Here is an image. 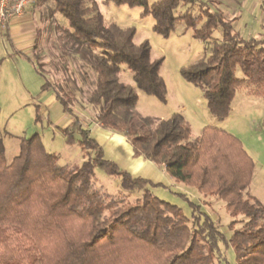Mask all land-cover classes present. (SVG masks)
<instances>
[{"label": "trees", "instance_id": "trees-1", "mask_svg": "<svg viewBox=\"0 0 264 264\" xmlns=\"http://www.w3.org/2000/svg\"><path fill=\"white\" fill-rule=\"evenodd\" d=\"M50 1L59 40L73 44L77 57L96 74L89 103L98 107L97 124L123 134L135 157L162 166L175 182L222 199L234 218L232 234L227 238L186 193L177 192L192 209L190 217L149 189L162 184L133 179L127 169L105 158L103 146L71 110L75 92L57 91L35 55L45 78L43 91L53 89L73 117L61 133L68 143L78 140L87 159L60 165L58 155L48 152L35 134L21 137L19 153L7 162L0 137V264H216L226 259L223 249L229 246L236 264H264V204L247 193L256 163L242 141L210 125L192 140V126L183 114L174 113L168 120L143 115L138 90L167 102L168 85L161 75L164 57H152L148 39L135 42L136 27L107 22L99 0H35L39 6ZM102 3L141 7V15H152L153 29L164 37L183 22L194 38L214 39L208 53L184 66L182 75L203 88L209 111L218 120L230 115L240 89L264 98V37H243L233 19L215 8L218 0ZM180 7L185 10L178 13ZM57 15L67 25L58 23ZM216 30L220 39L213 36ZM123 64L133 72L134 84L121 79ZM238 67L243 77L237 76ZM96 167L119 178L122 190L110 194L100 189ZM135 190L142 195L131 200Z\"/></svg>", "mask_w": 264, "mask_h": 264}, {"label": "rangeland", "instance_id": "rangeland-1", "mask_svg": "<svg viewBox=\"0 0 264 264\" xmlns=\"http://www.w3.org/2000/svg\"><path fill=\"white\" fill-rule=\"evenodd\" d=\"M99 1L107 22L114 21L122 27H136L135 42L140 43L148 39L152 47V57H164L161 75L168 85L167 102L162 103L155 96L138 90L139 111L143 115H154L164 120L171 118L174 113L183 114L192 126V140H196L202 134L204 127L208 125L225 129L237 136L256 163L253 181L247 193L264 204V98L250 94L246 88L240 89L233 100L230 115L223 121L218 120L209 111L203 88L187 81L182 75L184 66L193 63L205 52L208 53L212 45L211 41L214 39L202 41L194 38L193 30L186 28L183 22L169 37H164L153 29L155 19L152 15H141V7L106 5L102 3V0ZM35 5L38 8L39 30L36 32V46L32 53L40 57L46 78L57 91L75 92L74 100L69 103L71 110L79 116L82 114L94 117L98 112V107L89 103V96L95 84V72L86 62L77 57L73 44L59 40V33L56 31L49 11L53 2L50 1L40 6L39 3ZM184 10L180 7L177 12ZM245 15L246 12H244ZM56 19L58 23L67 25L66 19L61 15H57ZM243 32L246 36L252 33L249 29L247 31L249 34L245 33L246 31ZM213 36L215 39H220L221 31L216 30ZM6 57L4 50L1 49L0 60L4 61ZM31 64L38 75L42 76L38 65L32 62ZM3 69L0 71V137L3 138L5 144L7 162L19 153L20 138L31 137L35 134L41 136L48 152L58 155L60 165L81 164L86 160V151L78 140L68 143L61 130L53 125V118H56L58 113L56 107L61 109L57 102L53 104V97L48 101L53 89L41 94L43 85L37 88L34 87L33 81L31 83L24 81L13 63L5 64ZM121 69V79L134 84L133 72L127 65L123 64ZM85 71L89 75H83ZM236 74L239 77L244 76L240 67L237 68ZM43 79L45 83V78ZM95 175L97 186L100 189L110 194H117L122 190L119 178L108 175L102 168L96 167ZM182 187L174 184L171 188L149 186V189L159 197L181 206L190 217L192 209L177 194V192L186 193L193 201L201 204L225 236L230 238L232 234L230 223L234 218L227 211L225 202L216 197L205 196L200 192L193 194L192 187L183 184ZM141 195V190H135L130 193V199L135 200ZM223 253L226 259L222 262L217 260L216 264H226V261L236 264L235 252L231 246L225 247Z\"/></svg>", "mask_w": 264, "mask_h": 264}, {"label": "crops", "instance_id": "crops-1", "mask_svg": "<svg viewBox=\"0 0 264 264\" xmlns=\"http://www.w3.org/2000/svg\"><path fill=\"white\" fill-rule=\"evenodd\" d=\"M35 4L36 2L34 1L23 15L15 17L7 31L0 29V51L3 49L5 55H7L4 61L0 60V71L4 70L5 64L13 63L24 81H28L29 83L33 81L34 87L38 88L44 84V79L38 75L31 64V62L35 64V54L32 53V50L36 46V32L39 30L38 8ZM215 8L222 9L228 18L233 19L236 30L243 37H264V0H218ZM244 12H246L245 16ZM248 29L252 32L250 36H246L243 32L246 31L245 33L249 34L247 32ZM43 93L45 92H41V94ZM51 97H53V104L57 102L61 108L56 107L58 113L56 118H53V125L61 130L72 123L73 117L70 113L64 111L54 90L53 92L51 91V96L48 98V101L52 99ZM75 110L78 111L76 108ZM78 112L81 113L80 111ZM96 115L89 117L81 114L85 124L90 128L91 134L103 146L107 159L117 162L122 167H125V169L131 167L139 159L144 166L142 173L137 177H144L155 184H162V187L165 188H171L174 184L182 187L183 183L175 182L172 177L167 175L162 166H158L144 159L142 156L135 157L133 155V147L127 141L126 137L123 134L103 128L97 124ZM183 185L186 186L185 184ZM191 191L193 194L198 192L193 187Z\"/></svg>", "mask_w": 264, "mask_h": 264}, {"label": "built area", "instance_id": "built-area-1", "mask_svg": "<svg viewBox=\"0 0 264 264\" xmlns=\"http://www.w3.org/2000/svg\"><path fill=\"white\" fill-rule=\"evenodd\" d=\"M35 0H0V29L7 31L15 17L23 15Z\"/></svg>", "mask_w": 264, "mask_h": 264}, {"label": "clouds", "instance_id": "clouds-1", "mask_svg": "<svg viewBox=\"0 0 264 264\" xmlns=\"http://www.w3.org/2000/svg\"><path fill=\"white\" fill-rule=\"evenodd\" d=\"M143 166L144 165L142 164V162L137 159L136 163L129 167L127 171L129 172L131 177L135 179L138 175L142 173Z\"/></svg>", "mask_w": 264, "mask_h": 264}]
</instances>
